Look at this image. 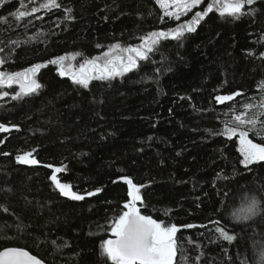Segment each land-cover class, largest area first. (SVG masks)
I'll return each instance as SVG.
<instances>
[{
  "label": "trees",
  "instance_id": "obj_1",
  "mask_svg": "<svg viewBox=\"0 0 264 264\" xmlns=\"http://www.w3.org/2000/svg\"><path fill=\"white\" fill-rule=\"evenodd\" d=\"M44 2L0 6V68L14 73L47 65L36 75L42 85L36 93L14 100L18 85L1 90L10 96L0 100V123L16 128L0 133V251L24 248L48 264H111L102 244L130 200L120 179L127 176L144 185L137 204L142 214L180 227L176 264H259L254 245L264 243V212L234 229L228 224L237 234L232 243L209 242L215 227L209 221L221 214L231 219L242 192L264 196V161L245 168L238 137L215 134L230 115L246 111L244 103L260 99L264 0L246 6L254 14L239 19L221 16L214 6L181 41L161 38L149 53L151 63L138 62V70L111 80L94 79L88 88L47 62L69 55L78 71L110 46H138L140 37L175 28L192 13L174 21L156 0H59L61 8L52 10L40 8ZM211 2L203 0L193 12ZM33 7L39 10L31 13ZM65 8L73 19L65 20ZM19 11L31 14L10 15ZM72 53L81 55L72 60ZM237 91L242 96L234 101L215 100ZM249 137L264 142L252 132ZM26 152L39 163L16 160ZM56 167L65 169L55 174L83 200L59 192L50 179ZM186 224L198 227H181Z\"/></svg>",
  "mask_w": 264,
  "mask_h": 264
},
{
  "label": "snow or ice",
  "instance_id": "obj_2",
  "mask_svg": "<svg viewBox=\"0 0 264 264\" xmlns=\"http://www.w3.org/2000/svg\"><path fill=\"white\" fill-rule=\"evenodd\" d=\"M162 9L164 15L170 17L174 21H180L182 16H187L192 13L191 18L185 22L179 23L177 27L168 31H153L140 37L142 44L138 46H122L120 43L109 47L107 52L102 56H97L91 60H84L78 65V71H72L73 65L70 62L69 55L58 56L55 59L49 60L48 64L58 65L61 76L69 75L73 83L83 88H88L90 82L94 79L111 80L117 76H123L125 73L139 69L142 65L138 62L151 63L149 53L153 52L158 42L163 39L171 37L173 40L181 41L184 33H192L196 31L197 25L201 23L205 16L213 11L216 6L217 11L221 16L226 13L230 17L239 19L242 14H254L253 8L250 12H246V6H253L257 0H212L207 4L204 11H195L193 9L203 3V0H156ZM5 3V0H0V6ZM175 6L176 11H169L171 6ZM59 0H46L40 5L43 9H59L61 8ZM39 9L33 7L31 13H35ZM68 15L65 20H71V8H65ZM31 13L19 11L18 13H11L17 19H22ZM6 19V18H5ZM16 43V42H13ZM99 47V45H98ZM3 51V49H0ZM253 54L254 53H250ZM80 53L70 54L71 59L74 60ZM264 56V53H261ZM68 61L66 64L65 62ZM5 63L4 59H0V65ZM46 64H35L23 71L8 73L0 71V88L7 86L18 85L19 91H14L11 94V99L20 100L24 96L36 93L42 85L36 79L38 71L46 67ZM159 71V69H157ZM260 99L257 100L252 97L248 102L242 105L245 112H241L234 116H229L228 120L224 121L222 130L217 133L229 139L238 137L239 152L243 159L240 161L247 168L249 165L264 161V142L256 143L249 138V132L261 136L264 139V81L260 82ZM10 96L8 91H0V100L4 97ZM242 96V93L237 91L231 95H217L216 102L224 104L227 101H234L235 97ZM231 112L237 110L232 106H227ZM12 128L4 123H0V133H11ZM208 131V130H206ZM32 157V152H26L23 155H17L16 160L22 164H38L39 161ZM47 167H52L47 165ZM65 171L63 167H56L54 174L50 179L54 182L55 187L59 192L66 197L73 200H83L84 195L72 191V185L69 183H62L55 173ZM120 179L128 186L127 196L130 197L127 203L123 205L126 209L122 214H118L117 218L111 225V233L114 238L105 239L102 244V254L106 261L111 264H176L177 257V232L180 227L176 224H165L163 221L154 219L151 215L142 214L138 202L143 201L141 195V188L144 185L133 183L132 179L127 176H122ZM101 189H96L95 192H88V196H93L100 192ZM264 192V190H262ZM227 193L224 196L227 197ZM241 206L231 212V219H225V215L221 214L219 220H210L209 223L215 225L213 229V237L209 242H229L232 243L237 240V234L234 231H229L228 224L234 227L241 223L252 220V218L264 209L261 208L262 199L261 194H251L248 192L240 193ZM221 221H224L221 224ZM183 228L193 229L198 226L195 224H186L181 226ZM199 227H207L200 225ZM203 235V234H202ZM259 257V264H264V243L254 245ZM226 253V250H224ZM231 259V257H229ZM0 264H42V261L29 251L19 247H5L0 251ZM244 264H248L245 260Z\"/></svg>",
  "mask_w": 264,
  "mask_h": 264
},
{
  "label": "rangeland",
  "instance_id": "obj_3",
  "mask_svg": "<svg viewBox=\"0 0 264 264\" xmlns=\"http://www.w3.org/2000/svg\"><path fill=\"white\" fill-rule=\"evenodd\" d=\"M198 6V5H197ZM169 11H172V12H175L176 11V8H175V6L173 5V6H171L170 8H169ZM250 138V137H249ZM251 139V138H250ZM255 142V141H254ZM257 143V142H256ZM30 158H35L34 156H33V154H32V157H30ZM36 159V158H35ZM37 160V159H36ZM72 191H73V189H72Z\"/></svg>",
  "mask_w": 264,
  "mask_h": 264
},
{
  "label": "water",
  "instance_id": "obj_4",
  "mask_svg": "<svg viewBox=\"0 0 264 264\" xmlns=\"http://www.w3.org/2000/svg\"><path fill=\"white\" fill-rule=\"evenodd\" d=\"M68 77H71V76H69L68 75ZM112 238H114V237H112ZM24 249V248H23ZM25 250H27V249H25ZM27 251H29V250H27ZM30 252V251H29ZM31 253V252H30ZM32 254V253H31ZM33 255V254H32ZM37 257V256H36ZM38 259H40L39 257H37ZM41 261H42V264H48L47 262H45L44 260H42V259H40Z\"/></svg>",
  "mask_w": 264,
  "mask_h": 264
},
{
  "label": "flooded vegetation",
  "instance_id": "obj_5",
  "mask_svg": "<svg viewBox=\"0 0 264 264\" xmlns=\"http://www.w3.org/2000/svg\"><path fill=\"white\" fill-rule=\"evenodd\" d=\"M0 71H5V70H3L2 68H0ZM6 72V71H5ZM7 87L5 86L4 88H0V91L2 90V89H6Z\"/></svg>",
  "mask_w": 264,
  "mask_h": 264
}]
</instances>
